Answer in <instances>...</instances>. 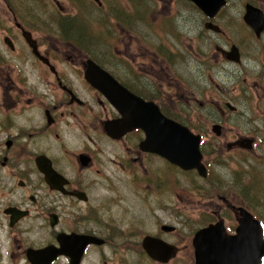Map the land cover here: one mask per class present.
I'll list each match as a JSON object with an SVG mask.
<instances>
[{"label": "flooded vegetation", "instance_id": "1", "mask_svg": "<svg viewBox=\"0 0 264 264\" xmlns=\"http://www.w3.org/2000/svg\"><path fill=\"white\" fill-rule=\"evenodd\" d=\"M39 1L4 0L3 9L9 13V18H0L4 33L0 42V264H44L45 258L48 264H71L69 255L54 252L61 246L59 238L70 235L73 239L69 247L77 246L79 250L82 236L96 240L84 245L78 260V264H82L92 248L102 250L108 246L112 252L130 251L138 245L137 237L146 235L140 230L141 219L137 224L132 217L131 227H123L127 220L122 223L118 218L130 212L111 211L115 201L108 200L109 196L102 197L103 204L96 203L90 186L81 183L85 172L103 171V156L111 168L128 176L126 182L136 190H143L145 184L154 188L155 169H159L156 160L177 168L160 155L140 149L139 142L145 137L142 128L127 131L118 138L106 133L105 123L121 115L106 96L86 80L88 60L116 81L108 90L111 96L120 85L127 93L126 103L130 95L144 103L128 110L129 120L151 122L153 114L158 112L165 119L175 120L199 134L202 144L205 138H209L211 145L212 139H219L213 141V144L217 142L214 147L217 154H223L224 147L227 152L250 151L256 146V133L246 124L247 115L254 114L242 111L240 105L264 89V42H252L263 38L264 29L256 35L247 25L250 43L258 49L257 55L248 56L255 64V70L250 71L239 44L232 42L228 49L222 44L224 32L216 20L223 19L221 14L228 0L212 17L191 2V8L185 12L171 4L160 7L157 12L156 2L104 0L108 5L103 12L97 14L91 10L94 17L84 19L91 29L94 21L106 23L101 40L107 42V50L104 48L102 53L95 52L94 34L89 30L86 36L70 39V34L66 35L55 24L59 35L50 40L44 35V18L33 11ZM86 1L89 3L82 1V6L105 7L103 0ZM55 3L58 6L59 2L55 0ZM40 5L44 10V0ZM151 11L155 12L153 18ZM206 23L216 29L206 27ZM23 32L30 34L33 45H29ZM232 46L238 50V60L228 58ZM188 58L191 65L185 67ZM192 72L195 80L191 79ZM73 128L78 130L82 140L76 151L70 152L67 163L60 162L51 141L63 138L66 131L73 137ZM98 140L115 146L108 153H102ZM241 142H246L248 148L242 147ZM80 154L86 156L85 163L79 162ZM39 156L50 159L53 170L60 175L53 187L37 164L38 159H44ZM210 164H205L206 177L200 178L221 186L222 181L211 171ZM189 171L197 173L195 169ZM172 184L167 177L168 189ZM209 191H212L210 185L200 198H207L206 206L210 209L209 218L201 227L218 220L224 223L227 218L232 221L230 226L224 223L225 229L233 233L238 223V208L254 210L251 205L234 202L233 191L217 193L214 200ZM169 193L177 200V191ZM168 194L163 206L155 196L157 208L152 204L149 208L153 212L162 210L167 218H176L177 208L172 207L173 199ZM188 196L192 199V195ZM137 198L143 205V196ZM168 228L176 229L171 225ZM168 235L163 231L154 234L175 245L178 251L188 246V242L173 243ZM49 247L52 250L45 251ZM120 258H115V254L111 256L116 263ZM101 264L109 263L101 257Z\"/></svg>", "mask_w": 264, "mask_h": 264}, {"label": "rangeland", "instance_id": "2", "mask_svg": "<svg viewBox=\"0 0 264 264\" xmlns=\"http://www.w3.org/2000/svg\"><path fill=\"white\" fill-rule=\"evenodd\" d=\"M3 1L4 0H0V18H9V13L3 9L5 8ZM56 1L59 2L58 6L55 3V0H44L43 10V7L40 5V2H43V0H41L33 9L36 14L44 18V35H48L50 40L53 39L52 37L59 35L55 24H58V29L65 31L64 33L66 35H69L68 31H76L78 29L75 24H72L73 21L76 22L77 20L65 19L66 16L77 15L81 21H83V19L87 17L89 19L94 17V15L90 13L91 10H95L97 14H100L107 8L106 5H108L104 0V8H95L92 4L89 7L82 6L83 2L89 3L86 0H82L83 2H78L79 0ZM142 1L145 3L156 2L157 5L154 8L157 12H160V7H169L170 4L174 8L180 9L184 12L185 9L191 8L189 0ZM228 1L229 4L221 14L223 19L220 17L216 20L217 24L224 32V34L221 35V39L224 38L222 44L225 49H228L232 42L237 43V45L239 44L242 48H240L242 54L246 56L244 57L246 66L250 71H254L255 64H253L251 60H248V56L258 54V49L253 48V44H262L264 42V36L263 38L261 37L258 42L255 43L252 40L253 44L250 43L247 33L248 27L243 22L242 15L245 12L246 3H250L253 6L260 8L264 13V0ZM33 2H35V0H33ZM108 3H110V1ZM155 9L153 10L155 11ZM154 11L150 12L152 18L155 13ZM194 13L191 14L195 15ZM55 20H57V23ZM68 20H71L72 22ZM67 22L73 25L71 29L66 25H69ZM105 24L106 23L100 24L98 21H94L92 23L93 29H91L88 24H84L85 28L94 34L95 52H105L107 42L101 40L103 37L102 35H105L107 29ZM99 29L101 32L98 31ZM3 34L2 27L0 26V42H2ZM99 38L101 42L99 41ZM63 47L65 49L66 45ZM187 55L189 54L187 53ZM190 65V58H188V65H185V67H189ZM226 68L231 70V67L228 64H226ZM195 77V73L192 72L191 79L195 80ZM247 82H249V79ZM240 109L246 111L247 114H250L251 111L254 114L251 116L247 115L249 121L246 124V127L250 130L254 129L256 133L254 137L256 140V146L253 150H233L227 152L224 147V153L217 154L218 150L214 149L217 142L213 144V141H219L217 138L212 139V145L209 143V138H205V143L201 145L204 157L203 162H205V164L211 162L210 169L216 176L219 175L222 181L221 186L216 182L208 183L201 179L195 172L183 171L179 168L168 166L163 160H156L159 169H155L156 178L154 188L145 184L143 190H136L131 186L132 184L130 185V183L126 182L128 176L125 175L123 171L111 168L110 163L107 161L105 162L104 157L101 156L105 169L98 174L94 173V171H86L81 182L83 185L90 186L91 194L96 196V203L103 204L102 197L109 196L108 200L112 199L115 201L111 204V211L117 213H121L122 211L130 212L118 218L122 223L125 219L127 220L125 225H123L124 228L131 227L130 221L132 217L137 224L141 219L142 225L140 226V230L143 234L154 236V234H159L163 231V233L165 232L169 234L167 237H169L168 239L173 243L177 242L178 244L179 241L180 243L188 242V246L186 249H180L179 251L176 249L175 257L169 262H154L146 256L141 248L140 242L142 236L139 235L136 239L138 245L135 249H130V251L125 250L124 252H112L108 246H105L102 250L92 248L82 264H101V257L108 260L109 264H195L193 258L192 236L194 234L193 232L205 224L209 218L207 212H209L210 209L206 206L207 202H205L207 198L200 199L204 194L203 191L206 190L208 185L212 188V191L209 192L214 196L213 200L216 199L215 195L217 193L227 194L223 192L226 190H229V192L233 191L235 195L234 202L251 205V207L254 208V211L264 220V89L262 92L259 90V95L257 96L252 94L250 98L240 105ZM81 140L82 136L77 129L73 128V137H70L66 131L63 138L60 137L58 140L51 141L53 152L57 155L60 162L67 163V158H69L71 154L70 152L76 151V146L80 144ZM97 143L100 152L102 153H108L109 150L115 146L114 144L107 143L105 140H98ZM66 166L67 169H70L68 164H66ZM167 177H169L172 183H174L171 185V188H169L170 190L166 185ZM172 178H174L175 181H173ZM174 190L177 191V200L176 198L173 199V195L170 193L168 194V191L173 192ZM167 194L169 195V198L173 199L172 207L177 208L176 218H167L162 210L154 209L153 212V210L149 208L150 204L157 208L156 202H154L155 196H158L159 198V205L163 206V201H165V195ZM189 194L192 195V199L188 196ZM99 196H101V198ZM137 196H143V205L139 202ZM117 205H119V207H117ZM212 218H214V216ZM231 221L232 219H224L226 226H230ZM165 224H167V226H174L176 228L175 231L167 229ZM112 254H115V258L121 257L118 260L119 263H116L115 260L111 259ZM59 264L65 263L60 262Z\"/></svg>", "mask_w": 264, "mask_h": 264}, {"label": "water", "instance_id": "3", "mask_svg": "<svg viewBox=\"0 0 264 264\" xmlns=\"http://www.w3.org/2000/svg\"><path fill=\"white\" fill-rule=\"evenodd\" d=\"M190 1L208 17H212L226 4V0ZM243 19L256 35H259L263 30L264 17L262 10L258 7L247 3ZM206 27L216 29L210 23H206ZM23 35L29 45H33L34 40L31 39L30 34L23 32ZM229 54L230 59H237L238 50L236 46L231 47ZM85 78L93 87L106 96L121 115L118 119L105 124L104 128L108 135L117 138L125 131L136 127L142 128L145 131V138L139 144L142 150L161 155L184 170L194 168L200 176H205V167L201 163L202 155L199 150V135H194L180 124L165 119L158 112L153 114L154 118L151 122L129 120L131 118L128 117V110L137 108L136 105L142 106L144 103L132 97V95L128 97L129 101L126 103L127 93L120 85H117L114 96H111L108 90L111 83H114L113 79L91 60L88 61ZM216 133L218 132L216 131ZM241 146L248 147V144L242 143ZM40 157L44 159H38ZM38 158L37 164L44 173L45 180L53 187L60 175L53 170L51 162L46 156H39ZM80 159L82 163L85 162L83 156H80ZM238 212V225L233 234L226 232L222 221L210 223L195 232L192 238L195 264H261V259L264 256V239L259 222L243 207H239ZM59 239L61 246L54 252L69 255L71 264H78L84 245L93 240L95 241L92 237H82L83 242L79 250L77 246L70 248L68 245L70 239H73V235L60 237ZM142 248L151 258L163 262L173 257L176 251L174 246L149 235L143 238ZM51 250V247L45 249L49 252ZM46 261L47 258H45L44 264H48Z\"/></svg>", "mask_w": 264, "mask_h": 264}, {"label": "trees", "instance_id": "4", "mask_svg": "<svg viewBox=\"0 0 264 264\" xmlns=\"http://www.w3.org/2000/svg\"><path fill=\"white\" fill-rule=\"evenodd\" d=\"M130 3H128L129 5ZM65 19H71V20H77L76 22L73 21L72 24H75V26H77V30L76 31H68V34H70V36H76V37H83V36H86L88 35L90 32H88V30L85 28L84 24H89V23H85L87 22L86 20L83 19V21H81V19L77 16V15H74V16H66ZM71 20H68L70 22H72ZM69 23V22H67ZM69 23L66 24L70 29L73 27V25ZM65 32V31H64ZM71 39V37H70ZM264 264V262H263Z\"/></svg>", "mask_w": 264, "mask_h": 264}]
</instances>
